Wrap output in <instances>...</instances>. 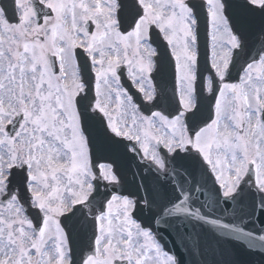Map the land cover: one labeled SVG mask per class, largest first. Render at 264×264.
<instances>
[{"label":"snow or ice","instance_id":"1","mask_svg":"<svg viewBox=\"0 0 264 264\" xmlns=\"http://www.w3.org/2000/svg\"><path fill=\"white\" fill-rule=\"evenodd\" d=\"M0 264H264V0H0Z\"/></svg>","mask_w":264,"mask_h":264},{"label":"water","instance_id":"2","mask_svg":"<svg viewBox=\"0 0 264 264\" xmlns=\"http://www.w3.org/2000/svg\"><path fill=\"white\" fill-rule=\"evenodd\" d=\"M205 54H206L205 44L202 41V43H201V57H202V59H203Z\"/></svg>","mask_w":264,"mask_h":264}]
</instances>
